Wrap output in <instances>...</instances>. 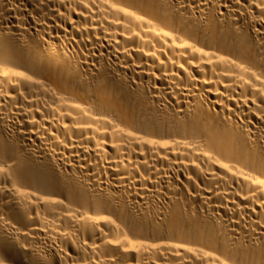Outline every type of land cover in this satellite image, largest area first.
<instances>
[{"label": "bare ground", "instance_id": "obj_1", "mask_svg": "<svg viewBox=\"0 0 264 264\" xmlns=\"http://www.w3.org/2000/svg\"><path fill=\"white\" fill-rule=\"evenodd\" d=\"M0 264H264V0H0Z\"/></svg>", "mask_w": 264, "mask_h": 264}]
</instances>
